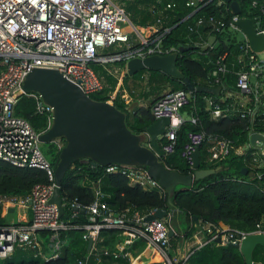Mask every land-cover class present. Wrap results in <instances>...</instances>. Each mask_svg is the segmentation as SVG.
Returning a JSON list of instances; mask_svg holds the SVG:
<instances>
[{
  "label": "built area",
  "instance_id": "obj_1",
  "mask_svg": "<svg viewBox=\"0 0 264 264\" xmlns=\"http://www.w3.org/2000/svg\"><path fill=\"white\" fill-rule=\"evenodd\" d=\"M210 2L229 5L225 0H186V6L192 8L188 17ZM172 6L174 3L168 2L167 8ZM252 8L257 11L255 15H251ZM229 9L230 15L222 18L214 15L198 17L189 30L196 32L202 39L207 34V41L204 39L201 45L210 49L221 43L216 37L222 39L223 49L215 59L214 68L207 75L212 84L210 87L219 86L220 91L214 94L216 98L205 97L206 109L211 111L213 117L237 115L247 120L252 127L248 141L235 145L230 139L208 136L202 130L190 131L179 154L188 167L193 169L194 151L208 140L211 142L206 159L208 165L222 163L235 155L242 157L246 162L245 167L255 172L254 169L264 168V143L250 142L251 131L264 135V48L254 51L247 35L235 22L240 18H254L255 32L264 38V4L252 0L246 14L242 10L240 14L233 13L230 5ZM205 25L209 28L202 32L199 28ZM138 28L130 22L124 7L114 0H0V160L19 167L43 169L49 181L48 184H36L27 197L0 195V205L6 211L15 206L28 207L31 211L29 223L0 228V259L10 255L15 246L37 249L36 255L46 257L42 253L37 231H67L74 226L70 222L79 210H85L88 223L82 226V238L87 243L91 238L92 244L77 259V264H91V260L95 264H103L102 256H124L130 260V264H134L135 259L126 250L129 240L119 243L114 249L98 246L101 228L131 231L133 236L144 239L146 245L156 251L161 264H185L187 258L177 262L170 254L168 231L172 229L173 211L162 219L151 221H145L144 218L156 209L144 215L134 212L133 217L128 218V209L116 213L108 207L104 201L105 194L95 183L93 200L86 206L76 201L65 203L61 198L64 214L66 206L69 213L65 220L62 218L64 214L59 216L56 205L49 203L55 186V175L54 168L43 154L42 143L38 139L40 133L26 119L17 116L14 109L18 99L15 93L21 88L26 75L35 67L58 70L91 96L103 91L105 84L89 63L96 61L106 65L113 61H123V67L108 69L118 78L116 89L107 93V100L113 102L125 75L127 60L180 52L176 46L165 45L162 41L169 28L160 32L156 25L149 26L146 28L147 34L143 33L145 28ZM237 32L242 34V39L238 41L234 36ZM107 48L111 50L108 52L105 50ZM230 78H233L234 85L228 83ZM27 95L33 96L37 110L48 116V128L52 120V107L45 104L39 94ZM121 98L126 107L132 101L126 93ZM191 99L192 94L188 90L176 89L165 92L151 105L155 119H170L160 139L165 154L176 151L177 132L185 120V112L182 110ZM188 119L192 123L197 122V118L192 115ZM104 169L105 172L120 171L131 184L144 189L165 191L157 179L149 176L146 167L111 164ZM204 232L206 238L203 244L214 239H220L224 244L236 243L249 233L264 234L260 224L249 232L206 224ZM59 240L54 242L50 253L52 257L60 253L66 242L64 240L59 244Z\"/></svg>",
  "mask_w": 264,
  "mask_h": 264
},
{
  "label": "trees",
  "instance_id": "obj_2",
  "mask_svg": "<svg viewBox=\"0 0 264 264\" xmlns=\"http://www.w3.org/2000/svg\"><path fill=\"white\" fill-rule=\"evenodd\" d=\"M116 1L117 4L124 7L133 25L138 27L156 25L160 32L164 28H169V32L163 35V43L174 45L177 48H186L185 51L179 52L176 61L179 70L197 86H212L207 75L214 68L215 59L223 49L222 39L219 36L216 37V40L218 39L221 43L214 49H210L208 46L204 47L201 43L204 42V39L207 41L209 36L204 34V39L199 38L196 32H190L189 27L198 17L214 15L216 18H222L225 15L229 16L231 13L229 5H216L210 2L188 17L192 8L186 6V0ZM237 1L242 13H248L252 0ZM257 1L264 4V0ZM168 2H173L174 6L167 8ZM251 11V15L257 13L256 9L252 8ZM207 28L209 26L205 25L199 29L203 32ZM131 43H133L132 40ZM105 50L108 51L111 48ZM89 65L105 84L103 91L92 94L91 97L100 101L107 100V93L116 89L118 84V78L108 69L123 67L124 62L113 61L105 65L92 61ZM228 83L234 85L233 78H230ZM176 89L187 90L181 81L162 71L144 69L133 76L125 74L122 77L113 103L119 110L126 112L125 122L129 130L135 134H142L155 120L151 113V105L165 92ZM125 93L132 101L139 103L131 112H127L126 104L121 98ZM205 97L216 98V95L195 92L192 94L189 105L182 110L185 112V120L177 132L176 151L159 158L167 168L182 174L193 173V169L188 167L179 154L180 148L187 140V133L190 131L202 130L208 136L217 135L230 139L235 145L248 141L249 131L252 129L251 124L237 115L213 117L211 111L206 109ZM143 102H147V104L145 105ZM14 109L15 114L26 119L37 133H42L47 129L48 116L37 110L36 99L33 96L24 94L19 97ZM191 115L197 118L196 123H192L188 119ZM210 143L205 140L200 146V167L222 166V169L194 181L190 188L176 189L171 198L172 207L165 191L148 190L131 184L120 171L105 172L104 167H94L89 160H77L71 164L61 180V198L65 203L76 201L82 206H86L93 200V185L98 183V187L105 194L104 201L108 207L116 213L128 209V218H132L134 212L144 215L158 208L176 212L177 215L182 214L185 221L181 232L185 236L191 235L196 227L206 224L220 228L227 226L247 232L253 231L256 225L260 224L264 230V168L254 169L253 176L243 175L241 169L245 167L246 162L242 157L235 155L230 156L222 163L208 165L206 159ZM63 144V141L42 144L43 154L54 169ZM48 183L46 171L43 169L19 167L0 160V195L23 198L31 193L36 184ZM9 213L10 211H6L0 205V228L10 224L29 223V221H24L22 216L10 222L8 220ZM68 213L66 206L65 214L62 217L64 220L67 219ZM87 217L86 213H77L70 222L74 226L67 231L59 233L46 229L37 231L42 253L46 257L36 255L37 249L15 246L10 255L0 259V264H77V259L88 250V243L82 238L84 233L82 226L88 223ZM177 227L180 228V224ZM131 238L135 240L132 245L126 247V250L135 256L137 250H141L146 242L142 238L133 236L132 232L127 229L101 228L97 244L104 249H114L119 243ZM57 239H63L66 242L60 249V253L56 257H52L49 249L53 250V242ZM174 239L175 235L170 238L171 241ZM102 259L103 264H130V260L124 256L118 258L102 256ZM252 259L264 264V246L255 247ZM91 264H95V262L91 260ZM144 264H161V262ZM185 264H245V260L237 247L230 243L217 242L214 239L194 249L187 257Z\"/></svg>",
  "mask_w": 264,
  "mask_h": 264
},
{
  "label": "water",
  "instance_id": "obj_3",
  "mask_svg": "<svg viewBox=\"0 0 264 264\" xmlns=\"http://www.w3.org/2000/svg\"><path fill=\"white\" fill-rule=\"evenodd\" d=\"M225 1L229 3L233 13H241L238 1ZM254 22V18H240L235 24L245 32L252 49L260 51L264 48V38L256 34ZM185 50L186 48H179L180 52ZM178 55V52H173L165 55L153 54L144 58H131L126 62L125 74L133 76L144 69L162 71L181 81L191 94L195 92L219 93V86H197L189 77L184 76L176 64ZM29 93L39 94L42 101L52 107L51 123L44 132L40 133L39 141L42 144L53 141L64 143L54 169L55 186L49 199V203L56 205L59 216L64 214L60 195L61 180L71 164L77 160H89L94 167H105L111 164L146 167L149 176L157 179L165 190L171 207L173 206L171 198L178 185H181L179 190H185L190 188L194 181L222 169V166L201 168L200 148L193 153V173L182 174L167 168L159 158L166 155L160 146V137L170 122L168 117L155 119L144 133L135 134L126 125L125 111L119 110L111 101L93 99L56 69L33 68L26 75L21 88L15 93V98ZM133 102L127 106V112H131L138 104V101ZM256 141L264 143V135L251 131L250 142L255 144ZM253 173L247 167L241 169L243 175L253 176ZM79 211L85 213V210ZM167 213L165 208H158L152 214L147 215L144 220L162 219ZM194 219L196 220V217ZM172 235L173 230L169 229L168 236ZM216 241L220 242V239ZM91 244L92 239L90 238L87 249ZM230 244L239 249L245 264H260L253 261L252 253L256 246H264V234L249 233L241 241Z\"/></svg>",
  "mask_w": 264,
  "mask_h": 264
},
{
  "label": "crops",
  "instance_id": "obj_4",
  "mask_svg": "<svg viewBox=\"0 0 264 264\" xmlns=\"http://www.w3.org/2000/svg\"><path fill=\"white\" fill-rule=\"evenodd\" d=\"M26 213L25 215H22V219L24 221H30L31 219V211L30 208H24ZM176 212L172 213V216L174 218ZM28 214V216L26 215ZM180 223L178 222L177 225H179ZM172 230H173V235H175V239L174 241L170 240L171 243V247H170V254L172 256L173 259H176L177 262L180 261H184V259L187 258V256L196 248L200 247L203 245L204 240H205V232H204V227H206V225L203 226H199L196 227L192 234L189 236H185L182 232H181V228L182 225L180 224V228L174 226L172 224ZM171 236V237H172ZM170 237V238H171ZM135 239H129L130 243H127L128 246L132 245L133 241ZM126 241H124L123 243H126ZM152 249V248H151ZM150 247H148L146 244L145 246L141 249V250H137V254L131 255L133 256V258L135 259L134 264H144V263H151V262H159L160 258L158 256V254L156 253V251H154L153 249L151 250ZM147 250H151L152 252H148Z\"/></svg>",
  "mask_w": 264,
  "mask_h": 264
},
{
  "label": "rangeland",
  "instance_id": "obj_5",
  "mask_svg": "<svg viewBox=\"0 0 264 264\" xmlns=\"http://www.w3.org/2000/svg\"><path fill=\"white\" fill-rule=\"evenodd\" d=\"M115 2L117 3V1L115 0ZM149 26H146V27H139L138 29H143V28H145V30L143 29V33L144 34H147L148 33V29H146V28H148ZM234 36H235V38H236V40L238 41V40H240V39H242V34L241 33H239V32H237L236 34H234ZM133 40V39H132ZM166 90H168V89H166ZM165 90V91H166ZM164 91V92H165ZM133 101H131L130 102V104L132 103ZM134 103V102H133ZM129 104V105H130ZM139 104V103H138ZM137 104V105H138ZM143 104H147V102H143ZM162 137V136H161ZM161 137H160V139H161ZM41 148L43 149V145H41ZM181 188V185H178L177 186V188L176 189H180ZM11 209L12 210H8V211H10V213H9V215H8V220L10 221V222H13L14 220H16V219H18L20 216H22L23 214L25 215V213H26V211H25V209L24 208H22V207H11ZM13 211V212H12ZM25 212V213H24ZM27 216H28V214H26ZM184 221H185V218H184V216L182 215V214H175V216H174V218L172 219V224L174 225V226H176L177 227V224H178V222L181 224V225H183L184 226ZM63 239H60L59 240V244H61V243H63ZM54 242H56V240L54 241ZM53 242V243H54ZM53 243H52V245H53ZM150 249H151V247H150ZM152 250V249H151ZM151 250H147L148 252H152ZM49 252L51 253V249H49Z\"/></svg>",
  "mask_w": 264,
  "mask_h": 264
}]
</instances>
